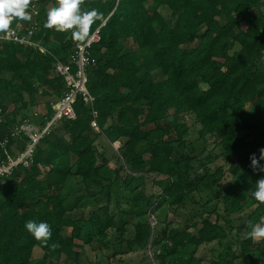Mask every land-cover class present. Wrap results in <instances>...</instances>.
<instances>
[{"label":"trees","instance_id":"1","mask_svg":"<svg viewBox=\"0 0 264 264\" xmlns=\"http://www.w3.org/2000/svg\"><path fill=\"white\" fill-rule=\"evenodd\" d=\"M32 5V18L25 23L39 24L34 40L49 53L0 43V108L6 112L1 136L25 121L43 128L51 120L67 92L55 63H71L77 48L99 30L86 69L94 102L86 104L79 95L77 119L61 120L37 146L30 167L0 179V264H36V249L43 252L40 264H60L63 257L79 262L95 240L113 246L126 242L130 248L155 246L159 234L148 218L164 203L182 207L202 191L220 198L229 214L254 208L264 216V204L252 195L264 172L250 167V156L259 158L264 148V0H85L82 8L96 9L100 17L84 41L74 40L70 31L44 28L56 0H42L35 15ZM40 98L54 101L29 115L41 107ZM189 116L200 124L203 142L213 140L223 150L236 180L230 188H222L223 168L206 166L217 156L202 158L204 150L193 143L188 151ZM100 138L109 145L121 143L114 170L97 148ZM141 145L145 150H139ZM25 146V140L19 141L10 153L17 156ZM160 176L166 186L157 196L153 184ZM72 177L82 179L90 197H105L107 203L99 205L96 198L87 214H74L76 206H68L64 194ZM121 187L130 189L131 213L139 219L129 237L124 214L117 218L110 209L112 193ZM28 221L51 226L47 246L26 230ZM248 225L244 222L234 237L228 227L205 217L184 229L167 227L163 240L172 247L155 254L154 264H170L167 259L177 254L182 257L177 264H203L197 251L213 243L222 250L211 264L238 259L264 264V244L246 237ZM111 230L116 239L109 237ZM53 244L59 246L53 249Z\"/></svg>","mask_w":264,"mask_h":264},{"label":"rangeland","instance_id":"2","mask_svg":"<svg viewBox=\"0 0 264 264\" xmlns=\"http://www.w3.org/2000/svg\"><path fill=\"white\" fill-rule=\"evenodd\" d=\"M162 13L166 17H170V12L166 9L162 10ZM54 101L53 99L40 98L41 103L40 108H33L28 112L29 115L41 112L43 105L47 101ZM36 118V117H35ZM38 118V117H37ZM188 124L190 125V135L188 136V151H191L192 144H196L199 148L204 150L202 158L207 157L212 154L217 159L208 163L206 166L211 170H216L218 168H223L225 171V178L222 181V188L228 189L233 186L236 182L233 176L229 172L230 164L226 161V157L222 155L223 150L215 144V141L211 140L209 143H204L200 138L199 131L201 129L200 124L195 122V118L189 116L187 118ZM38 125V122L35 123ZM39 126V125H38ZM98 130V129H97ZM121 144L117 143L115 145H109L108 141L104 138H100L97 142V148L101 153H104L106 158L109 160V166L112 170L116 169L118 166V159L116 158L119 151L121 150ZM146 145H141L139 147L140 151L145 150ZM198 168H201L199 163L196 164ZM166 178L160 176L155 179L153 184V192L158 196L163 193V189L166 185ZM89 188L93 191L96 187ZM64 194L68 195V206H76L74 214H87L90 207L95 203L96 198H98L97 203L99 205H104L107 203L105 197L94 196L90 197L91 193L87 191V185L82 181L80 177H72L64 190ZM131 192L127 187H121L116 189L112 193V200L110 204V209L112 215L119 218L120 213L124 214V219L128 223V237L134 234L135 225L139 222V219L131 213V202L129 201ZM225 195V193H224ZM207 192H197L188 199L182 207H172L164 203V206L151 218H148L149 223L156 228L159 234L158 244L155 246H149L147 248L143 247H133L130 248L126 242L122 243L120 246H113L108 244H103L98 240H95L92 244L86 245L82 252V256L79 262H72L63 257L60 264H154L155 254H162L167 252L166 248H171L172 246L163 240V231L169 228H180L184 229L187 225H191L194 222H200L202 217L210 218L213 222H219L222 225L228 227V231L231 236L234 237L237 233L238 228L244 223L256 224L260 222V219L264 216H259L258 213L254 212V208H246L243 212L239 213H228L226 205L218 198L216 195H211L207 197ZM85 204L84 206H82ZM217 210V211H216ZM71 230H66L67 234H70ZM109 237L116 239L118 235L114 230L109 232ZM255 242H262L264 244V239L254 240ZM83 244V242H79ZM216 243L203 245L197 251V255L203 258V264H211V260L215 258L220 252V249L215 248ZM181 257L180 254L170 256L167 262L170 264H177V260ZM34 259L36 264L43 262V252L40 249H36L34 253ZM46 264H49L48 262ZM235 264H247L243 259H238Z\"/></svg>","mask_w":264,"mask_h":264},{"label":"built area","instance_id":"3","mask_svg":"<svg viewBox=\"0 0 264 264\" xmlns=\"http://www.w3.org/2000/svg\"><path fill=\"white\" fill-rule=\"evenodd\" d=\"M41 1L32 0L34 15L37 14L38 5ZM39 29V24L36 21L26 24L25 21L19 20L15 26H10V29L6 33H0V43L33 48L47 54L49 53L48 50L40 42L34 40ZM99 41L98 30L84 45L77 48L71 63L65 65L58 60L55 63V72L64 78L67 92L54 106V114L43 128H40L35 122L25 121L13 127L9 135L2 137L1 129L5 123L6 112L3 108H0V151L3 153V157H0V179L12 176L21 166L30 167L34 162L37 146L61 120L77 119L74 103L79 95L83 96L86 104L94 102L93 97L87 89L88 78L86 69L91 64L90 49L94 43H98ZM73 66H75V70ZM93 126L97 128L96 123H93ZM24 140L26 141L25 149L19 155L13 156L10 153V147H17V143Z\"/></svg>","mask_w":264,"mask_h":264},{"label":"clouds","instance_id":"4","mask_svg":"<svg viewBox=\"0 0 264 264\" xmlns=\"http://www.w3.org/2000/svg\"><path fill=\"white\" fill-rule=\"evenodd\" d=\"M32 0H0V33H6L14 19L30 21L31 14L28 11ZM85 0H56V6L48 10L47 20L44 28L65 33L71 32L74 40L84 41L87 39L92 23L100 17L96 9L86 11L82 8ZM264 148L259 150V158L255 154L250 156V167L253 172H264ZM253 197L259 204H264V177L255 182ZM251 229L246 232V237L252 240L264 239V217L259 223L249 224ZM26 230L41 244L47 246L52 237V229L46 222L28 221L25 224ZM59 245L53 244L55 249Z\"/></svg>","mask_w":264,"mask_h":264},{"label":"crops","instance_id":"5","mask_svg":"<svg viewBox=\"0 0 264 264\" xmlns=\"http://www.w3.org/2000/svg\"><path fill=\"white\" fill-rule=\"evenodd\" d=\"M35 123H36V122H35ZM117 143H120V142H117ZM117 143H115V144H117ZM115 144H114V145H115ZM120 144H121V143H120Z\"/></svg>","mask_w":264,"mask_h":264}]
</instances>
